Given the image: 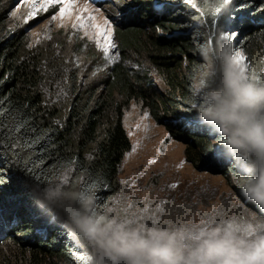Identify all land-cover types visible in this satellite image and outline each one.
I'll list each match as a JSON object with an SVG mask.
<instances>
[{"label": "trees", "instance_id": "16d2710c", "mask_svg": "<svg viewBox=\"0 0 264 264\" xmlns=\"http://www.w3.org/2000/svg\"><path fill=\"white\" fill-rule=\"evenodd\" d=\"M4 1L0 239L22 254L24 264H90L91 249L68 238L59 221L37 206L33 190L38 182L66 173L70 182L95 191L100 201L116 196L120 165L131 147L122 124L131 101L147 109L171 139L183 142L185 161L194 168L237 176L231 159L193 110V85L203 66L201 46L209 35L215 41L221 34H231L233 50L248 58L249 74L264 81V23L258 22L264 19V0H233L229 5L200 0L196 7L187 0H155L153 6L134 0L139 16L118 22L115 58L97 66L91 80L83 76L84 67L76 64L74 55L60 46H28L22 34H11ZM216 8L222 11L216 13ZM195 21L198 26H193ZM214 69L218 79L219 69ZM151 72L161 76L169 92H155ZM157 211L176 225L196 220L180 203L157 202Z\"/></svg>", "mask_w": 264, "mask_h": 264}, {"label": "clouds", "instance_id": "9594fccd", "mask_svg": "<svg viewBox=\"0 0 264 264\" xmlns=\"http://www.w3.org/2000/svg\"><path fill=\"white\" fill-rule=\"evenodd\" d=\"M241 53L224 34L207 38L193 110L237 171L236 204L259 211L220 216L221 206L213 205L197 220L176 225L115 195L100 201L82 182L65 179L66 173L38 182L37 206L59 221L69 239L91 249L90 264H264V81L249 74Z\"/></svg>", "mask_w": 264, "mask_h": 264}, {"label": "rangeland", "instance_id": "374dc122", "mask_svg": "<svg viewBox=\"0 0 264 264\" xmlns=\"http://www.w3.org/2000/svg\"><path fill=\"white\" fill-rule=\"evenodd\" d=\"M133 1L109 0L96 5L90 0H73L71 13L63 18L59 15V5L38 14L35 18H29L28 15L32 0H5L4 6L8 10L11 34H22L28 46L46 43H51L57 48L60 46L65 52L74 55L76 64L84 67L83 76L86 80H91L97 76V66L106 65L115 58V48L109 47L107 40L111 39L116 45L117 30L121 26L116 22L127 23L139 16ZM145 1L152 6L156 3L155 0ZM199 1L186 2L196 7ZM261 10L264 17V4ZM53 15L56 16L55 20L52 19ZM78 16L83 17L84 28L73 27V24L78 23ZM90 16L94 19L89 20ZM258 22L264 23V19ZM192 24L198 26L196 21ZM105 29L110 31V36L105 33ZM192 35L193 33L187 37ZM75 44L80 46L77 51L73 50ZM217 62L216 67L219 69ZM213 73L215 75L217 70L213 69ZM149 76L158 95L169 92L159 74L151 72ZM196 79L197 75L194 80ZM122 124L131 147L120 165L116 196L125 201L130 200L134 209L144 210L147 207L152 214H159L157 202L180 203L194 212L196 220L206 214L213 205L221 206L218 209L220 216L248 215L257 211L253 205L244 207L236 204L235 193L239 192L235 186L237 176H225L206 169H197L186 162L183 142L171 139L165 127L154 121L140 103H129L124 111ZM173 184L176 187H171ZM229 194H232L231 197ZM21 257L20 252L16 253L10 245L0 239V264H24Z\"/></svg>", "mask_w": 264, "mask_h": 264}, {"label": "snow or ice", "instance_id": "6c2138e0", "mask_svg": "<svg viewBox=\"0 0 264 264\" xmlns=\"http://www.w3.org/2000/svg\"><path fill=\"white\" fill-rule=\"evenodd\" d=\"M190 2V0H189ZM230 3H233V0H223L224 5H229ZM59 5V15L63 18L66 14L71 13L73 0H32V7L31 11L29 12V18H35L38 14L44 13L50 10V8ZM84 11H87V9H84ZM222 11L221 8H216L215 12L220 13ZM15 15V13L13 14ZM53 20L56 19V16L53 15ZM89 20L94 19V17H89ZM78 23L73 24L74 28H84L85 23L83 17L78 16L77 17ZM27 22V20L25 21ZM93 27H98L97 25H93ZM105 33H107L110 36V31L108 29H105ZM231 39V34H225V41H229ZM209 40H214V37L212 35H209ZM107 44L111 48H115V44L112 43L111 39L107 40ZM240 59L244 61V63L247 65L248 69H250V64L246 63L247 57L243 55V53L240 54ZM67 179V177H65ZM91 187V186H89ZM171 187H176L175 184L171 185ZM144 212H147V207L143 210ZM87 264V262H85Z\"/></svg>", "mask_w": 264, "mask_h": 264}, {"label": "bare ground", "instance_id": "6f19581e", "mask_svg": "<svg viewBox=\"0 0 264 264\" xmlns=\"http://www.w3.org/2000/svg\"><path fill=\"white\" fill-rule=\"evenodd\" d=\"M190 6L193 7L194 5L192 3H190Z\"/></svg>", "mask_w": 264, "mask_h": 264}]
</instances>
